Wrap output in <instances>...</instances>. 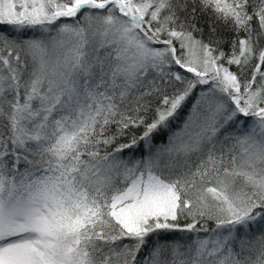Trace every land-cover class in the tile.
<instances>
[{
    "label": "snow or ice",
    "instance_id": "1",
    "mask_svg": "<svg viewBox=\"0 0 264 264\" xmlns=\"http://www.w3.org/2000/svg\"><path fill=\"white\" fill-rule=\"evenodd\" d=\"M0 264H264V0H0Z\"/></svg>",
    "mask_w": 264,
    "mask_h": 264
}]
</instances>
